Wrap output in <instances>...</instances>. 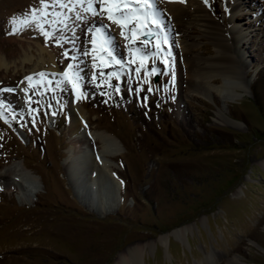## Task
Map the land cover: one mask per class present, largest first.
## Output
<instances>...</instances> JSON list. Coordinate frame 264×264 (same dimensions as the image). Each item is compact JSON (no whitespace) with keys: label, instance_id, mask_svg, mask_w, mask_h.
<instances>
[{"label":"rangeland","instance_id":"rangeland-1","mask_svg":"<svg viewBox=\"0 0 264 264\" xmlns=\"http://www.w3.org/2000/svg\"><path fill=\"white\" fill-rule=\"evenodd\" d=\"M48 2L46 42L29 15L39 0H0V55L6 65L0 80L13 84L0 85V264H114L129 247L140 248V264H264V0H208L205 9L215 23L210 32L221 34L217 39L188 21L193 54L230 57L232 69L225 70L227 76L213 71L216 82L209 81L205 94L184 83L179 34L169 31L172 15L162 0L154 3L168 41L162 47L171 51L167 66L152 55L155 39L126 40L119 25L101 16L99 0V24L79 32L74 25L92 16L84 11L87 0H62L64 8ZM97 28L113 41V55L123 64L105 69L97 60L93 69L88 29ZM66 33L78 49L74 57L65 48ZM18 44L31 58L28 64L12 57ZM130 48L147 56L139 74V61L129 64ZM69 63L80 77V99L65 79L50 78ZM33 64L40 68L31 70ZM152 67L158 71L145 78ZM101 71L119 78L102 77ZM224 78L230 88L222 92ZM76 108L83 112L82 129L73 138ZM93 131L114 136L117 154L106 155L91 139ZM76 139L92 164H100L101 151L109 164L115 183L108 214L87 209L69 180ZM22 162L38 187L29 205L21 204L28 189H9L2 180L7 165Z\"/></svg>","mask_w":264,"mask_h":264},{"label":"bare ground","instance_id":"bare-ground-1","mask_svg":"<svg viewBox=\"0 0 264 264\" xmlns=\"http://www.w3.org/2000/svg\"><path fill=\"white\" fill-rule=\"evenodd\" d=\"M98 2H94L93 6H96ZM163 6H166L167 9L171 12L172 15V22L168 25V29L170 32L178 33L177 36V43L181 45V49L178 51V59L181 63H183L186 67V74H185V84L189 88L190 91L199 89V92H203L202 94L207 93L209 89V81L212 83L216 82V79L212 72L216 71L221 72L222 75L225 74V70L232 69L231 66L227 63L230 61V57L225 55H218L211 58H201L195 54H193L192 47L195 46L194 39L189 36L186 32V25L189 24V20L196 21L195 23L200 26L201 30L207 35H215L220 36L221 34L214 33L213 31L210 32L211 25L214 26L215 23L210 19V16L205 9L206 4L200 2L199 0H184L183 3H180L179 0H162ZM101 16L104 12L100 13ZM99 15L97 14L95 17L87 16L84 21H78L75 30L79 32L81 28L86 27L88 24L94 23L95 25L99 24ZM96 19V20H95ZM188 28V27H187ZM106 30H104L105 32ZM79 34V33H78ZM65 35V48L69 52L68 54L71 56H76L78 53V49L74 48L72 44V38ZM204 35V34H203ZM217 39V38H216ZM80 43V39L78 40ZM76 44V43H75ZM216 44L218 47H222L221 40H216ZM39 45L37 42H34L32 46ZM12 49V57L18 58V64L27 63L31 60L29 56L26 54V50L24 49L23 45L18 44L14 46ZM30 49V46L27 50ZM39 49V48H38ZM30 52V51H29ZM15 62V60H12ZM47 63V66L51 69L56 68V64L53 62L52 59H44ZM226 63V66H225ZM131 65V63H129ZM133 65V64H132ZM5 65V59L0 55V69ZM39 66V65H38ZM15 67H17L15 65ZM37 67L36 64L32 65L31 70H35ZM113 63H110L108 67L105 69L113 68ZM38 68V67H37ZM40 68V67H39ZM38 68V69H39ZM49 68V69H50ZM7 69V68H6ZM58 69V68H57ZM56 69V70H57ZM66 68H64L65 70ZM59 71L57 73H51L52 75L50 78L54 79H61L64 80L61 73L64 72ZM227 76V75H226ZM46 78V76H45ZM49 79V78H48ZM224 84L220 87V91H225L230 88L226 78ZM0 85H6L8 87L13 86L12 80L5 79L0 80ZM77 94V93H76ZM233 96H241V94H235ZM1 98H5L1 95ZM82 109L76 108L75 114L76 118L72 123V132L71 135L74 137H79L81 134V124L83 118ZM78 116V117H77ZM78 118V119H77ZM91 139L96 142L98 141L101 146H103V152H107L110 155L117 154V150L114 148L115 144L117 143L115 137L106 133V132H96L93 131L91 135ZM76 142H79L78 145V152L72 153L70 155V165L68 170L69 180H71V184L74 187L75 193L80 201L84 204L87 209L97 213L98 215H105L109 213L110 209V202L108 198L114 201V197L110 194V189L114 188V180L110 181L109 174H111V169L108 167L109 164L107 163L106 158L104 157V153L101 151L98 154L101 155L100 164L91 163L89 156H87V150L81 146L80 140L76 139ZM84 144V142H83ZM107 151H106V150ZM92 152V151H91ZM89 153V152H88ZM106 153V155H107ZM92 155V154H91ZM93 156V155H92ZM95 157H93V160ZM95 161V160H94ZM95 164H97L95 166ZM110 172V173H109ZM4 176L2 180L5 184L8 185L9 189L10 185H14L15 189L20 190L23 192V188L25 187L27 190L23 192L26 194L24 199L22 200V205H29L32 201V197L36 195L38 191V187L34 184V179L31 177V173L27 170L25 164L22 163H12L7 165L3 169ZM107 173V174H106ZM109 173V174H108ZM15 177V178H14ZM36 181V180H35ZM41 181V180H40ZM109 181V182H108ZM42 182V181H41ZM107 182V183H106ZM11 186V187H12ZM38 193V192H37ZM35 194V195H34ZM181 230H174L171 234L178 235ZM167 237H164L166 240ZM163 238H160L162 240ZM140 248L138 247H129L123 254H120L115 261L114 264H140Z\"/></svg>","mask_w":264,"mask_h":264},{"label":"snow or ice","instance_id":"snow-or-ice-1","mask_svg":"<svg viewBox=\"0 0 264 264\" xmlns=\"http://www.w3.org/2000/svg\"><path fill=\"white\" fill-rule=\"evenodd\" d=\"M40 7L35 8L33 7L30 10V18L33 22L36 23V26L39 28L40 32L44 35L45 41L47 42L48 37L51 35L50 32L46 31L44 28V23L46 18L49 15L48 8L49 2L48 0H39ZM77 3L83 5L84 0H76ZM180 3H183L184 0H179ZM205 4H207L208 0H204ZM52 7L55 8L57 4L61 8L66 7V5L62 2V0H51ZM100 4V11L107 14V19L114 24L119 25L121 31L120 35L125 37L126 40L130 41L131 43L135 44L136 40L139 37H147L144 40L145 44H148L150 40L155 39V48L156 51L152 54L153 56L160 55L162 62L167 66L171 63V51L164 49L162 46L168 43L167 36L163 34V28L161 27V21L158 18V14L156 12V5L154 0H99ZM94 0H87V7H85L84 11L89 12L92 16H96L97 9L93 6ZM75 5L72 8H69V11L74 9ZM52 15L55 17H59L61 13L59 12H52ZM14 19V18H13ZM67 17H65V20ZM77 19H83L77 13ZM28 20L25 19V23ZM55 22V21H54ZM63 23V21H60ZM131 25V28L128 26ZM128 28V31L131 33L130 36H126L125 29ZM153 29H157L158 31H154ZM89 32L92 34L91 44H92V58L93 64L92 67L95 69L98 65L96 63L99 60V66L108 67L110 63L115 64H123L122 59H117L112 52V43L113 41L108 39L102 29L97 28L94 31L92 29H88ZM59 44V40L56 41ZM132 60L129 63H135L137 60L139 61V66L135 69L136 73H140L141 69L144 68L145 62L147 60V56L143 54H139L141 50L139 48H130L129 49ZM107 54V58H105L104 54ZM88 55L87 52L84 53ZM67 55V54H65ZM75 59V58H73ZM74 65L69 63L67 68L61 73L62 77L71 85L73 93H77V99L83 97V93L80 90L79 85V74L77 72L72 71ZM158 71L157 68L152 67L151 72L147 69L144 71V77L147 78L150 74H155ZM40 77L44 76V73L38 74ZM100 75L103 77L107 75L109 78L113 75H117L116 73H107L105 74L101 71ZM95 73L93 75V79L95 80ZM30 82L32 81V77H26ZM111 86V85H109ZM7 91H12L8 89ZM116 91H119V86H116ZM139 91V89H137ZM148 91H152L151 88ZM146 99V97L144 98ZM0 107H2V102H0ZM3 117V112L0 111V118Z\"/></svg>","mask_w":264,"mask_h":264},{"label":"water","instance_id":"water-1","mask_svg":"<svg viewBox=\"0 0 264 264\" xmlns=\"http://www.w3.org/2000/svg\"><path fill=\"white\" fill-rule=\"evenodd\" d=\"M157 78H155V80H156ZM110 193H112L113 194V188L112 189H110ZM110 195V194H109Z\"/></svg>","mask_w":264,"mask_h":264},{"label":"trees","instance_id":"trees-1","mask_svg":"<svg viewBox=\"0 0 264 264\" xmlns=\"http://www.w3.org/2000/svg\"><path fill=\"white\" fill-rule=\"evenodd\" d=\"M255 92V91H254Z\"/></svg>","mask_w":264,"mask_h":264}]
</instances>
